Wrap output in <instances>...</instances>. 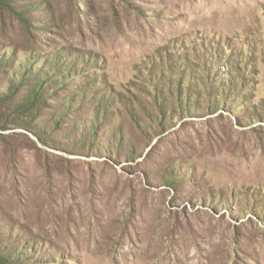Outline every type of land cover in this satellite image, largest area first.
<instances>
[{"label":"rangeland","instance_id":"374dc122","mask_svg":"<svg viewBox=\"0 0 264 264\" xmlns=\"http://www.w3.org/2000/svg\"><path fill=\"white\" fill-rule=\"evenodd\" d=\"M0 264H264V0H0Z\"/></svg>","mask_w":264,"mask_h":264}]
</instances>
